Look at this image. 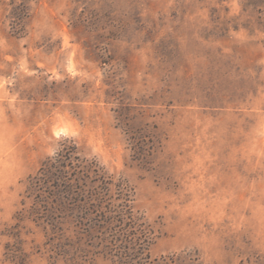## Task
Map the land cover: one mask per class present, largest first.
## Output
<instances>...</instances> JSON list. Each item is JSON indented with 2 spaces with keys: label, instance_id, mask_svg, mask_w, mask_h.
<instances>
[{
  "label": "rangeland",
  "instance_id": "rangeland-1",
  "mask_svg": "<svg viewBox=\"0 0 264 264\" xmlns=\"http://www.w3.org/2000/svg\"><path fill=\"white\" fill-rule=\"evenodd\" d=\"M19 2L0 0V264H73L79 237L81 264H112L71 218L56 233L31 212L66 138L133 189L153 258L264 264V4L27 0L16 37Z\"/></svg>",
  "mask_w": 264,
  "mask_h": 264
},
{
  "label": "trees",
  "instance_id": "trees-1",
  "mask_svg": "<svg viewBox=\"0 0 264 264\" xmlns=\"http://www.w3.org/2000/svg\"><path fill=\"white\" fill-rule=\"evenodd\" d=\"M264 4V0H259ZM31 13L27 0L14 4L11 28L16 37L26 32V20ZM125 125L128 123L123 122ZM134 157L146 161L149 150L140 128L126 129ZM34 204L31 212L38 220L51 225L56 233L66 218L80 228L88 246L96 241L112 264H197L198 256L173 253L153 258L150 245L153 231L143 216L135 212L133 189L124 181H116L94 157L82 155L73 140L65 139L55 156L48 158L27 187ZM84 236V237H85ZM77 241L68 243L73 264L79 254L86 253ZM67 252V251H66Z\"/></svg>",
  "mask_w": 264,
  "mask_h": 264
}]
</instances>
